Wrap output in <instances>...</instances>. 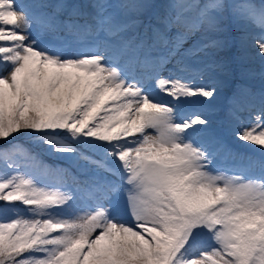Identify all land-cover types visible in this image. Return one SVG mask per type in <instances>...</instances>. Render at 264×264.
<instances>
[{
	"label": "snow or ice",
	"instance_id": "1",
	"mask_svg": "<svg viewBox=\"0 0 264 264\" xmlns=\"http://www.w3.org/2000/svg\"><path fill=\"white\" fill-rule=\"evenodd\" d=\"M250 27L264 61V0H0V264H264V107L258 160L188 107Z\"/></svg>",
	"mask_w": 264,
	"mask_h": 264
},
{
	"label": "rangeland",
	"instance_id": "2",
	"mask_svg": "<svg viewBox=\"0 0 264 264\" xmlns=\"http://www.w3.org/2000/svg\"><path fill=\"white\" fill-rule=\"evenodd\" d=\"M252 1H256V0H252ZM253 31H251L250 29H248V33H252ZM248 41H251V39H249ZM255 49V47L252 45H248L247 44V42L244 44V46H243V50H242V58H243V60H246V62L247 63H252V59H251V53H253L254 54V50ZM251 50H253V51H251ZM247 54H246V53ZM27 134H24V133H22V134H18V135H16L15 136V138L16 137H21V136H26ZM26 140H27V143L28 144H30V145H32V147H35L37 150H39V152L40 153H42V154H45L43 151H42V147H38V146H36L32 141H31V139H30V137H28V138H26ZM9 142L8 141H0V148H3V147H7L6 145L8 144ZM47 156H51V155H48V154H46ZM65 160H68V159H64V158H58V161H65ZM0 168H3V163L2 162H0ZM3 202H0V204H2Z\"/></svg>",
	"mask_w": 264,
	"mask_h": 264
}]
</instances>
